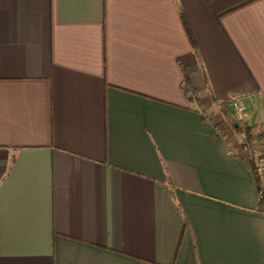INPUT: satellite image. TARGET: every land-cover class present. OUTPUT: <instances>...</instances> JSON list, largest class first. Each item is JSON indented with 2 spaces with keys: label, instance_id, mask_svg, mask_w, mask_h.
Masks as SVG:
<instances>
[{
  "label": "crops",
  "instance_id": "obj_1",
  "mask_svg": "<svg viewBox=\"0 0 264 264\" xmlns=\"http://www.w3.org/2000/svg\"><path fill=\"white\" fill-rule=\"evenodd\" d=\"M244 94L264 0H0V264H264Z\"/></svg>",
  "mask_w": 264,
  "mask_h": 264
},
{
  "label": "trees",
  "instance_id": "obj_2",
  "mask_svg": "<svg viewBox=\"0 0 264 264\" xmlns=\"http://www.w3.org/2000/svg\"><path fill=\"white\" fill-rule=\"evenodd\" d=\"M178 14L186 39L190 44L191 48L194 49L196 45L195 39L192 30L189 26V23L186 19V16L182 11H179ZM249 130H250V126L245 123H242L241 125L235 128V132L241 137V141L239 142L238 146H240L241 149H243L247 154V159H246L247 165L256 186L257 195H258L256 209L257 211L264 212V185L262 184V180L260 177V167L257 164L254 156V149L256 147V142L259 139V137L257 136V134H255L254 135L255 140L253 142Z\"/></svg>",
  "mask_w": 264,
  "mask_h": 264
},
{
  "label": "built area",
  "instance_id": "obj_3",
  "mask_svg": "<svg viewBox=\"0 0 264 264\" xmlns=\"http://www.w3.org/2000/svg\"><path fill=\"white\" fill-rule=\"evenodd\" d=\"M253 101V97L251 94L244 95H234L230 96L228 100L225 102L226 106L230 108L235 114L241 115L244 114L247 110V107ZM228 152L230 154H246V152L241 149L240 146L228 145ZM258 165H260V177L264 182V153L259 157Z\"/></svg>",
  "mask_w": 264,
  "mask_h": 264
},
{
  "label": "rangeland",
  "instance_id": "obj_4",
  "mask_svg": "<svg viewBox=\"0 0 264 264\" xmlns=\"http://www.w3.org/2000/svg\"><path fill=\"white\" fill-rule=\"evenodd\" d=\"M253 102V101H252ZM251 102V103H252ZM251 105V104H250ZM249 105V106H250ZM249 106L247 107V110H246V112L249 110L248 108H249ZM220 110H222V112H221V115H224V116H228L229 118H230V124L232 125V129H234L233 127H235V125L236 126H238L239 124H240V120L241 119H239V118H241V116H243L244 114H241V115H237V114H235L232 110H230L228 107H226V106H222L221 108H220ZM264 123V122H263ZM234 124V125H233ZM234 145L233 143H230V145ZM256 162H257V164H258V161L260 160V159H257L256 158Z\"/></svg>",
  "mask_w": 264,
  "mask_h": 264
}]
</instances>
